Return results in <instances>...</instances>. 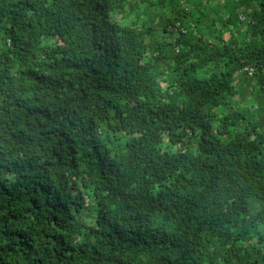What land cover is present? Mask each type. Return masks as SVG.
<instances>
[{"label": "trees", "instance_id": "1", "mask_svg": "<svg viewBox=\"0 0 264 264\" xmlns=\"http://www.w3.org/2000/svg\"><path fill=\"white\" fill-rule=\"evenodd\" d=\"M0 264H264V0H0Z\"/></svg>", "mask_w": 264, "mask_h": 264}, {"label": "built area", "instance_id": "2", "mask_svg": "<svg viewBox=\"0 0 264 264\" xmlns=\"http://www.w3.org/2000/svg\"><path fill=\"white\" fill-rule=\"evenodd\" d=\"M241 18H243L242 16H240ZM249 72H250V70H249Z\"/></svg>", "mask_w": 264, "mask_h": 264}, {"label": "bare ground", "instance_id": "3", "mask_svg": "<svg viewBox=\"0 0 264 264\" xmlns=\"http://www.w3.org/2000/svg\"><path fill=\"white\" fill-rule=\"evenodd\" d=\"M243 19V18H242Z\"/></svg>", "mask_w": 264, "mask_h": 264}]
</instances>
